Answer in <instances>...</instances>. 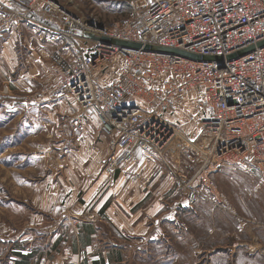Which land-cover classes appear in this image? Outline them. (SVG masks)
<instances>
[{
	"label": "built area",
	"instance_id": "2783aa9c",
	"mask_svg": "<svg viewBox=\"0 0 264 264\" xmlns=\"http://www.w3.org/2000/svg\"><path fill=\"white\" fill-rule=\"evenodd\" d=\"M14 2L24 13L8 14L0 34L9 31L14 20L35 14L37 5L40 14L57 15L56 5L47 1ZM53 29L54 37L72 38L70 30L89 32L221 61L98 41H87L92 46L84 51L71 49L55 58L51 98L66 96L83 111L93 110L98 134L107 139L103 186L143 159L155 161L173 190L192 207L217 203L211 178L223 167L264 173V47L227 60L264 40V0H149L137 26L95 33L68 18ZM111 64L116 72L104 81L98 74ZM185 109L191 111L197 133L183 127L180 115ZM90 217L88 223L105 215Z\"/></svg>",
	"mask_w": 264,
	"mask_h": 264
},
{
	"label": "crops",
	"instance_id": "0c3cea01",
	"mask_svg": "<svg viewBox=\"0 0 264 264\" xmlns=\"http://www.w3.org/2000/svg\"><path fill=\"white\" fill-rule=\"evenodd\" d=\"M14 3L13 0H0V25L8 14L16 12L13 11L16 7ZM37 15L39 20L42 19L37 20L41 25L49 26L48 18L42 17L41 14ZM31 24L34 23L32 21L22 23V29L26 31L23 38L25 45L22 46L27 52L25 62L30 66L25 73H19L14 82L10 73L13 72L14 66H20L22 61L18 62L20 52L16 46L17 39L13 37V24L9 31L0 34V71L3 73H0V77L3 83L15 88L13 101L17 103H26L30 99L23 93L28 91L31 85L28 78L32 77L31 72L34 73L37 68V66L32 68L31 64H35L40 56L43 57L46 52L45 45L57 44L56 39L45 34L43 29L40 30V35H34L36 29L32 28ZM43 38H46V41ZM63 49L59 48L56 53H60ZM55 75L54 70V78ZM55 101L51 105L49 103L44 106L48 109L54 106L57 108L46 112L48 120L45 122V127L40 128V135L46 137L45 145H48V148L53 145L58 152H72L78 144L82 145L83 133H80L82 130L79 128L83 122L81 121L83 113L66 97ZM23 113L29 115L28 119H33L31 112L26 113L24 110ZM95 118L97 121V116ZM27 122L29 126L32 125L30 121ZM97 122L94 121L95 130L98 127ZM196 128L194 123L192 130ZM96 134L97 132L94 131V135L86 139L83 149L81 147L73 151L77 156L73 161L54 160L52 164L55 163L56 171L45 175L40 183L28 187L26 201L37 211L39 210L41 215L36 216L42 217V222L34 224L33 218L31 223H27L28 229L37 230L32 226L42 223L41 229L48 230L50 247L55 248L51 256H42L39 264H131L132 258H190L193 253L196 255L200 250L196 249L193 253L190 251L189 238L187 233H184L187 226L184 216L197 212L200 222L203 216L201 213H207L200 212V206L207 203L198 202L188 207L173 190L172 181L167 174L163 179L160 178L162 174L149 177L154 168L159 169V167H155L157 162L155 165L151 163L148 165L144 159L137 166L123 169L112 184L103 186L102 167L105 147L104 142H97ZM38 150H42L41 147L35 151ZM60 167L63 170L57 173ZM19 179L18 177V182ZM215 197L218 199V194H215ZM210 208L214 211L211 213H216L214 208ZM98 214H104L105 218L90 223L84 221L85 216L94 217ZM209 216L214 217L212 214ZM46 217L52 220L50 224L45 221ZM167 224H169V238H165L163 232ZM214 225V229H209L208 235L211 239L206 243L213 246L210 250L213 252L210 258H221L224 263L257 264L255 261L261 258V255L251 250L254 248V241L238 239L236 228L229 234L220 231L219 224V226L216 223ZM50 227L52 229L49 230ZM63 231L65 232L62 233Z\"/></svg>",
	"mask_w": 264,
	"mask_h": 264
},
{
	"label": "rangeland",
	"instance_id": "374dc122",
	"mask_svg": "<svg viewBox=\"0 0 264 264\" xmlns=\"http://www.w3.org/2000/svg\"><path fill=\"white\" fill-rule=\"evenodd\" d=\"M45 1L56 5L58 8L57 15L55 14L54 17H46L41 14L42 17L44 16V18L50 20L49 26H43L37 21L39 20L37 14H40L41 4L35 7L38 10L35 11V14H25L23 20L13 21V37L15 36L17 39L16 46L20 52V54L17 53L19 55L18 62L22 61L20 66H14L13 72L10 73L13 82L19 73H25L30 66L25 62L27 52H25V47L22 46V44L25 45L23 38L24 32H26L22 29V23L32 21L34 24H31V26L36 29L34 35H40V30L43 29L42 31L45 34L54 37L53 27L55 26L53 25L58 26L59 21L72 18L83 29L98 33L104 29L111 30L116 26L129 25L132 27L139 25L149 4V0H43V2ZM15 6L13 11L24 13L17 4ZM35 24L39 25L36 26ZM84 34L92 35L89 32ZM42 36L44 35L42 34ZM46 38H43V40L46 41ZM55 39L57 44L45 45L44 50L46 52L43 57L40 56L35 64H31L32 68L35 66L37 68L34 73L31 72L32 77L28 78L31 83L28 91L23 93L25 96L30 97L26 103L13 101V90L15 88L3 83L0 77V264H18L19 260H22L20 258H27L28 264H39L42 256L49 257L54 251L55 248L50 247L51 239L48 236V230L41 229L42 223L32 226L37 230L28 229L27 223H31L34 218L35 224L40 222L42 217L36 216L37 214L41 215L39 210L37 211L35 207L31 206V203H27L25 196L26 192L29 193L27 190L30 185L40 183L45 175L56 171L55 163L52 164V162L62 159L73 161V158L77 157L73 151L81 149V147L83 149L85 147L84 142L94 135V131L97 132V142H104L103 166L108 155L107 139L98 134L99 122L96 121V113L93 110L83 111L74 101L78 106L77 109L83 113L81 118L83 122H81L79 128L82 130L80 133H83L81 137L82 145L81 143L78 144L72 152H58L56 146L52 145L48 148V145H45L47 144L46 137L40 135V128L45 127V122L48 120L46 112L49 109L53 111L57 108L56 106L49 107V109L44 107L55 101L48 93L53 81L56 80V75L54 78V70L57 71L55 58L71 49L80 48L84 51L92 46L90 42H87L91 40L76 35L67 39L58 36L57 38L54 37ZM59 42H62V44ZM59 48L64 49L60 53H56ZM115 72L116 66L111 64L98 75H101V78L103 77L106 81L111 79ZM0 73L3 74L1 71ZM45 92H47L46 95H44ZM37 95L42 96L37 98ZM24 110H26V113L31 112L33 114L32 120L28 119V114L23 113ZM71 110L75 112L74 109L71 108ZM191 116L189 109H185L180 115L181 119L184 117L182 119L183 127L188 132H191L194 128ZM27 121H30L31 127ZM94 121L97 122L96 126H98L96 130ZM194 133H197V130ZM39 147L42 150L35 151ZM148 163L156 164L154 161ZM62 170L63 168L60 167L57 173H61ZM137 170L141 174V171ZM165 174L164 170L154 168L149 177L153 178L154 175H161L160 178L163 179V177H166ZM18 177L20 178L19 182L17 181ZM22 180L26 181L23 183ZM211 183L215 187L214 193L218 194L217 203L206 202L207 204L200 206V212H207L201 213L203 216L200 222L198 221L197 212H194L195 214L191 212L184 216V221L187 223L184 233H187V238H189L190 251L192 253L196 249L200 251H197L196 255L193 253L190 258H132L131 264H232V262L224 263L225 261H222L221 258H210L213 253L210 250L213 246L206 243L211 239L208 234L209 229H214V223L221 226L222 230L220 229V231L222 232L226 231L230 234L231 230L236 228L238 239L254 241V248H251V250L261 255V258H257L255 262L264 264V173H256L237 167H223L212 175ZM210 207L214 208L216 213H211L214 211ZM210 214L214 217L209 216ZM90 218V216H85L84 221L86 222ZM49 219L50 217H46L47 224L52 222ZM65 228L67 230V226ZM163 232L164 237L169 238V224L163 228ZM166 246L168 247V245ZM163 251L165 252V250Z\"/></svg>",
	"mask_w": 264,
	"mask_h": 264
},
{
	"label": "water",
	"instance_id": "95a60500",
	"mask_svg": "<svg viewBox=\"0 0 264 264\" xmlns=\"http://www.w3.org/2000/svg\"><path fill=\"white\" fill-rule=\"evenodd\" d=\"M70 33L85 38V39H89L91 41H98L100 43L103 44H113L116 46H119L120 48H126V49H131V50H138V49H143L144 51H153V52H157V53H165V54H171V55H178V56H183V57H187L196 61H214V60H218L219 62H221L219 60V58H213V57H200V56H195L192 54H188V53H184L178 50H173V49H166V48H161V47H150V46H142L140 44H136V43H129V42H123V41H117V40H110L107 38H98L95 37L94 35H89V34H82L79 31H75V30H70ZM262 48L264 47V40L257 43L255 46H250L247 47L243 50L238 51L235 54H232L230 56L227 57L228 61H232L234 59L240 58V57H244L245 55H248L249 53H251L255 48Z\"/></svg>",
	"mask_w": 264,
	"mask_h": 264
},
{
	"label": "trees",
	"instance_id": "16d2710c",
	"mask_svg": "<svg viewBox=\"0 0 264 264\" xmlns=\"http://www.w3.org/2000/svg\"><path fill=\"white\" fill-rule=\"evenodd\" d=\"M20 259H22V260H19L18 264H28L27 261H26L27 258H20Z\"/></svg>",
	"mask_w": 264,
	"mask_h": 264
}]
</instances>
